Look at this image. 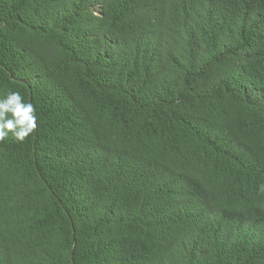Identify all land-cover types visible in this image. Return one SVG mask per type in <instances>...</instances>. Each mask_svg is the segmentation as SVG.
<instances>
[{"label":"trees","instance_id":"1","mask_svg":"<svg viewBox=\"0 0 264 264\" xmlns=\"http://www.w3.org/2000/svg\"><path fill=\"white\" fill-rule=\"evenodd\" d=\"M0 264H264V0H0Z\"/></svg>","mask_w":264,"mask_h":264},{"label":"clouds","instance_id":"2","mask_svg":"<svg viewBox=\"0 0 264 264\" xmlns=\"http://www.w3.org/2000/svg\"><path fill=\"white\" fill-rule=\"evenodd\" d=\"M37 129L36 108L32 102H25L19 91H8L0 96V142L11 136L23 143ZM264 194V183L257 186Z\"/></svg>","mask_w":264,"mask_h":264}]
</instances>
